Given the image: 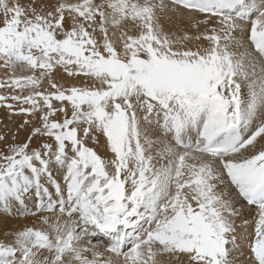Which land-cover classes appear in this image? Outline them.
I'll list each match as a JSON object with an SVG mask.
<instances>
[{"label": "snow or ice", "instance_id": "obj_1", "mask_svg": "<svg viewBox=\"0 0 264 264\" xmlns=\"http://www.w3.org/2000/svg\"><path fill=\"white\" fill-rule=\"evenodd\" d=\"M0 69V264H264V0H0Z\"/></svg>", "mask_w": 264, "mask_h": 264}, {"label": "bare ground", "instance_id": "obj_2", "mask_svg": "<svg viewBox=\"0 0 264 264\" xmlns=\"http://www.w3.org/2000/svg\"><path fill=\"white\" fill-rule=\"evenodd\" d=\"M1 74L4 73L3 69H0ZM3 78V77H0ZM56 79H59L62 84H64L65 86H70V84L74 83L75 85H82L84 83V78L83 77H79V78H75V77H68L66 75V73L63 74V70H60V72L57 74ZM5 111V109H2ZM26 138V137H25ZM38 143L42 142V141H38V137L33 138L32 140L36 139ZM35 143V142H34ZM34 143L31 144V148L36 147L38 145H34ZM96 149L102 154L104 155V149L103 148H99L96 147ZM54 175H59V173H57L55 170L53 172ZM27 203L29 208L32 207V202L34 200V196L33 195H29L28 197H26ZM57 215H59L57 213ZM43 216H47L50 218V222L54 223L55 222V217L52 216V214L50 213H44ZM251 216L252 214L249 213L247 210L244 212V215L242 217H240L239 219L236 220V225H237V233L238 235H244L245 234V225H244V221L245 220H251ZM63 222V221H61ZM24 226H36L37 228H42L43 230L46 231H50V229H48L47 225H43L41 224V217L38 216H27V217H23V216H19L16 215L14 216L11 220H9L6 225L4 226L5 228H11L12 230H15L17 228H22ZM247 231L251 232L252 228L250 226L247 227ZM12 240V236L9 234H6V232L4 230H0V241H5V242H11ZM103 251V249H101ZM50 254L48 252H43L41 253V256H49ZM105 255H110L108 253H105ZM234 259H235V264H250L249 261V247H248V243L247 241H243L242 242V251L238 252V253H234Z\"/></svg>", "mask_w": 264, "mask_h": 264}, {"label": "rangeland", "instance_id": "obj_3", "mask_svg": "<svg viewBox=\"0 0 264 264\" xmlns=\"http://www.w3.org/2000/svg\"><path fill=\"white\" fill-rule=\"evenodd\" d=\"M64 74V72H63ZM4 73L1 74L0 71V77H3ZM60 83H62L59 79H57ZM75 85L74 83L70 84ZM44 87H47V84L45 83ZM6 90H0V92H3ZM0 107V135H4L6 137V140L3 142V144H0V150H6L7 145H11L13 143L15 144H23L25 142H28V137L31 133L30 127L21 128L20 125L22 124L25 117L23 116H9L7 110ZM26 137V138H25ZM48 138L45 137H38V141H47ZM37 138L31 141V144L34 143V145H38L36 147H33V149L38 148L40 146V143L36 142ZM50 142V141H49ZM90 146L96 148V145L91 144L89 142ZM98 151V150H97ZM98 153L102 155L99 151ZM103 156V155H102Z\"/></svg>", "mask_w": 264, "mask_h": 264}]
</instances>
